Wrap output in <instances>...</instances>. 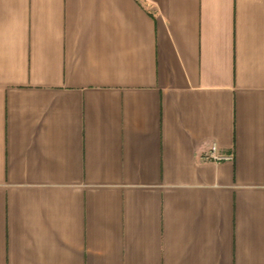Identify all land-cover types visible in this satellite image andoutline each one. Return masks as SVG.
I'll return each mask as SVG.
<instances>
[{
	"label": "crops",
	"instance_id": "obj_1",
	"mask_svg": "<svg viewBox=\"0 0 264 264\" xmlns=\"http://www.w3.org/2000/svg\"><path fill=\"white\" fill-rule=\"evenodd\" d=\"M0 264H264V0H0Z\"/></svg>",
	"mask_w": 264,
	"mask_h": 264
},
{
	"label": "built area",
	"instance_id": "obj_2",
	"mask_svg": "<svg viewBox=\"0 0 264 264\" xmlns=\"http://www.w3.org/2000/svg\"><path fill=\"white\" fill-rule=\"evenodd\" d=\"M233 158L234 157L232 154L222 153L216 144H212L203 156L204 161L213 162V163L232 161Z\"/></svg>",
	"mask_w": 264,
	"mask_h": 264
}]
</instances>
